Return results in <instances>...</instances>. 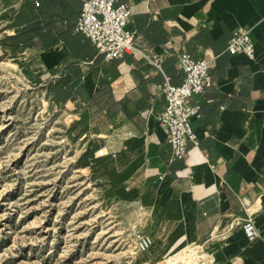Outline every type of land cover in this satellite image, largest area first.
I'll return each mask as SVG.
<instances>
[{
    "label": "crops",
    "instance_id": "obj_1",
    "mask_svg": "<svg viewBox=\"0 0 264 264\" xmlns=\"http://www.w3.org/2000/svg\"><path fill=\"white\" fill-rule=\"evenodd\" d=\"M34 1L9 2L33 7L21 29L33 22L43 29L35 67L57 101L84 107L74 111L73 128L87 161L101 146L107 151L84 168L118 202L149 211L145 231L165 254L190 243L211 248L214 264H264V0H120L147 59L113 61L76 30L82 0ZM238 28L251 34L252 58L227 50ZM180 52L209 60L213 86L194 99L197 144L174 161L157 120L164 98L156 65L179 85ZM248 218L259 231L252 242L242 230Z\"/></svg>",
    "mask_w": 264,
    "mask_h": 264
},
{
    "label": "rangeland",
    "instance_id": "obj_2",
    "mask_svg": "<svg viewBox=\"0 0 264 264\" xmlns=\"http://www.w3.org/2000/svg\"><path fill=\"white\" fill-rule=\"evenodd\" d=\"M9 1L0 0V264H164L196 246L165 254L150 236L158 245L150 263L148 253L135 249V235L148 234L151 215L141 226L140 208L112 198L84 168L87 145L73 128L74 113L84 107L54 98L35 67L36 41L15 44L33 7L28 2L22 11Z\"/></svg>",
    "mask_w": 264,
    "mask_h": 264
},
{
    "label": "built area",
    "instance_id": "obj_3",
    "mask_svg": "<svg viewBox=\"0 0 264 264\" xmlns=\"http://www.w3.org/2000/svg\"><path fill=\"white\" fill-rule=\"evenodd\" d=\"M34 4L36 7L40 6L38 0ZM130 17V6L120 0H82L76 30L90 40L106 61L122 59L127 54L147 59L144 51L135 44L134 31L128 28ZM227 50L232 55L244 53L252 58L255 46L249 30L236 29L228 42ZM177 60L178 70L183 74L179 85L172 84L161 66L156 65L163 76L158 91L164 98V106L157 120L166 132L173 160L184 161L190 146L197 144L194 123L201 117V105L194 99L211 88L213 82L208 59L180 52ZM106 155L105 146H101L88 157V161L92 162ZM242 230L249 242L259 237V231L250 218L245 220ZM134 240L138 252L146 251L152 244L151 237L141 232L136 233Z\"/></svg>",
    "mask_w": 264,
    "mask_h": 264
},
{
    "label": "bare ground",
    "instance_id": "obj_4",
    "mask_svg": "<svg viewBox=\"0 0 264 264\" xmlns=\"http://www.w3.org/2000/svg\"><path fill=\"white\" fill-rule=\"evenodd\" d=\"M149 211L146 209L141 210V214L137 216L138 222L140 223L141 226L147 225L149 221ZM152 239V238H151ZM157 242L155 244L153 243L152 239V244L150 247L146 250L143 251L144 253H148V259H146V263H150L151 260L154 258L155 254H157ZM211 248L209 247H202V246H185L183 247L177 254L169 256L165 258L164 264H194L197 259H208L212 261L211 255L212 252L210 250ZM200 250V251H199ZM153 254V255H152Z\"/></svg>",
    "mask_w": 264,
    "mask_h": 264
},
{
    "label": "trees",
    "instance_id": "obj_5",
    "mask_svg": "<svg viewBox=\"0 0 264 264\" xmlns=\"http://www.w3.org/2000/svg\"><path fill=\"white\" fill-rule=\"evenodd\" d=\"M44 32L39 23L33 22L22 28L18 35L12 38L17 46H26L36 40H42ZM11 39V40H12Z\"/></svg>",
    "mask_w": 264,
    "mask_h": 264
}]
</instances>
